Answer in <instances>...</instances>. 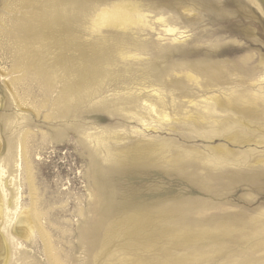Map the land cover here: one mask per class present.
<instances>
[{"label": "rangeland", "instance_id": "obj_1", "mask_svg": "<svg viewBox=\"0 0 264 264\" xmlns=\"http://www.w3.org/2000/svg\"><path fill=\"white\" fill-rule=\"evenodd\" d=\"M258 1L0 0L5 186L18 211L37 198L62 264H264V102L248 101L264 75ZM116 2L154 12L129 31L96 24ZM81 69L94 71L84 95L56 108ZM150 82H162L179 120L130 117L126 98ZM210 95L221 98L215 113ZM38 235L9 245L4 264H51Z\"/></svg>", "mask_w": 264, "mask_h": 264}, {"label": "bare ground", "instance_id": "obj_2", "mask_svg": "<svg viewBox=\"0 0 264 264\" xmlns=\"http://www.w3.org/2000/svg\"><path fill=\"white\" fill-rule=\"evenodd\" d=\"M251 1L259 9H261V5H260L258 0H251ZM105 7H106V5H105ZM105 7H103L102 10H99V13H100V14L98 13L99 17L97 15V17H98L97 19H99V20L98 21L96 20L97 21L96 24L100 25V27H102V26L104 27V25H107L108 27L123 30V31H129V30L134 29L135 26L140 25L143 21H146L149 18L148 14L150 12H154L152 8H150V7L147 8L145 5H143L139 2L117 3V4L111 5L110 7H106V8ZM186 11H188V10H186ZM159 13L155 14V18H157L158 21L162 22V25L165 27L166 32H170V33L174 34V40H178V39L185 37V31L175 32V31H177L178 27L173 25V22H172L173 19L172 18H167V16L165 17V15L163 16V15H160ZM94 23H95V20H94ZM96 27L97 26H95V28ZM100 27H99V29H101ZM133 41H135V40H133ZM135 52H137V51H135ZM141 52L142 51H140V53H134V52L129 53L125 49V51L121 50L120 56H122L123 58H126V59H129V58L135 59V58L141 56ZM143 52H145V51H143ZM248 59H251V58L249 57ZM93 72H94L93 70L90 71L88 69L76 70L75 74L72 75L73 78L68 80L70 82L64 83L63 92L61 93L60 97L56 100L57 102L54 104L56 106V108L66 109L69 106L68 104L71 101H73V100L76 101V100L81 99V97L84 95V88L82 89V86L80 85V83H82L83 81L86 82L87 80L89 81L90 79H92L91 77H93V76H91V75ZM41 75L43 78H46L49 74L47 75L46 73L42 72ZM186 76L188 78L194 79V80H198V78H199V76L194 74L192 72V69L190 70V68H188ZM93 79H94V77H93ZM92 82H94V81H92ZM255 84H257L259 86V88L257 89L256 92H254V94L251 93V94H253L252 100L248 99V101H252L251 103L253 105L256 104V102H258V101L264 102V75H259L258 77L254 78L252 85H255ZM142 85H144V84H142ZM142 85L140 87H137V89H135L134 93H132V95L129 97V99L126 98V100L128 101L127 103L130 104L131 106L125 107V108H130L129 113L131 114V116H130L131 118H135L137 121H141L144 123L147 121H153L156 124L167 123L172 118H174V120L180 119L179 114L173 113L174 115L172 117L171 112L168 110L169 108L167 107L168 104H167L166 96H165L166 92L164 90V86L162 85V82H155L154 84H152L150 82L149 85H147V86H142ZM129 91L131 92L132 90H129ZM173 98H174V96H173ZM205 98L206 99L204 102L206 103V107H207L206 109L209 112L215 113L216 110L218 108H220V106H221L220 96L210 95V96H207ZM130 99L132 101H129ZM174 99H173V103H175ZM189 100L191 101V103L193 102V100H191V99H189ZM133 103H136V106H137L136 109H134ZM186 114L191 119H193L195 117L193 113L188 112ZM97 139L100 140L101 136L99 135L97 137ZM22 146H24V145L22 144ZM227 149H229V148H227ZM23 150H25V148ZM22 153H23V151H22ZM22 153H21V156H22ZM25 153L27 154V152H25ZM26 154H24V155H26ZM28 158H29V156H28ZM25 159L27 160V158H25ZM214 162H215V160H214ZM217 163H219V162H217ZM30 164H31V162L30 163L27 162V165H26V170L29 171V176H28L29 184L28 185H30L29 188H31V191L35 192V187H34L35 186V180H34V176L30 172V170L32 171V169H31L32 165L30 166ZM5 172L6 171H5L4 165H3V163H1L0 164V220L1 219L4 220V216H6L7 219L4 222V228H3L4 233L0 234V263L4 264L6 262V260H8V256L10 253L9 245L12 246L11 247L12 249H13V246H16L17 250H18V247L23 246L22 241H20V240L25 239L26 236H29L32 233H37V234H39L38 236H40V238L43 240V242L45 244L46 252H47V255L49 257L51 264H62L63 262L61 263L60 256L57 253L56 249L54 248L53 241L50 237V234L47 231L46 227L42 223V220L45 219V214L40 212L37 209V207H36V205L38 204L36 201L37 198L34 199V197H33L32 203L30 202L31 203L30 207H27L26 209L20 208V211H18L19 207H16L17 204L14 203L15 201L13 202V199H16V198H14V196H13L12 201H11V198H8V195H9L8 190H7L8 188L6 189L5 181H4ZM9 182H10V185L14 184L16 186L18 179L13 177L11 180H9ZM17 189H18V187H17ZM34 192H33V194H34ZM13 206H15V208H13ZM15 215H16V217H15ZM13 222H15V225L11 229L10 227H11Z\"/></svg>", "mask_w": 264, "mask_h": 264}]
</instances>
